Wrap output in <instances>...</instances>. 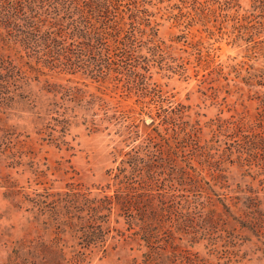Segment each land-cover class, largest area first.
<instances>
[{"label": "rangeland", "instance_id": "obj_1", "mask_svg": "<svg viewBox=\"0 0 264 264\" xmlns=\"http://www.w3.org/2000/svg\"><path fill=\"white\" fill-rule=\"evenodd\" d=\"M12 2L0 0V264H71L74 249L86 251L74 264H264V0H139L96 66L93 55L62 50L72 39L43 38L48 25L66 34L77 19L61 1L39 34L23 27L31 5ZM53 10L46 4L41 18ZM159 149L197 180L182 186L177 175L178 195L199 187L211 208L230 207L224 223H200L195 241L176 240L186 254L175 259H146L145 246L125 242L117 213L105 249L74 247L31 202L74 189L113 195L136 152ZM57 236L65 252L52 249Z\"/></svg>", "mask_w": 264, "mask_h": 264}, {"label": "trees", "instance_id": "obj_2", "mask_svg": "<svg viewBox=\"0 0 264 264\" xmlns=\"http://www.w3.org/2000/svg\"><path fill=\"white\" fill-rule=\"evenodd\" d=\"M59 1L62 2L63 11L66 10L68 18L76 16L77 19L68 22L66 27L69 28L68 33L63 34L64 30L60 27L55 35L52 27L48 25V21L57 20V15H59L57 10L60 11ZM13 2L10 5L21 6L23 3L31 5V15L25 17L27 20V24L23 25L25 29L29 28L30 31L39 34L48 25L49 30L45 31L43 37L46 41L66 45L65 40L72 39L74 46L67 44V47L62 50L66 53L78 50L79 53H82L81 55H93V60L88 61L90 65L94 66L108 62L109 57L106 56V53L108 54L110 49L109 35L120 36L125 25V22H122L123 19L126 16L135 19L140 6L139 0H13ZM46 4L54 8L55 15L41 18L43 13H39V10ZM8 13L9 10L6 14ZM46 13L50 12L45 11ZM0 15H3V12ZM114 32L115 34H112ZM24 41L34 42L31 39ZM118 43L126 46L124 41L120 40ZM118 43L116 44L117 50L123 49V47H119ZM48 47L49 45L46 48ZM46 52L48 53V51ZM55 52L63 54L60 50L53 51V53ZM10 68L14 69L12 65ZM165 154L166 151L159 149V151L149 152L144 158L139 157L136 152L128 162L129 172L124 168L116 174L118 182L113 195L92 198L88 194L74 189L70 193H65L66 199L59 196L55 202L49 203L46 197H35L31 199V202L34 203L38 211L50 213L53 225L60 226L57 234H69L71 240L74 241V247L78 245L84 249L91 247L105 249L112 231L110 218L112 214L117 213L118 221L116 220V222L123 219L126 224L125 231L121 232L125 242L137 243L140 247L145 246L148 249L143 253L146 259L164 257L175 259L179 255L186 254V251L182 249L185 244L181 246L175 242L176 240L195 241L200 231L205 232L202 229L203 224L200 225V223L210 220L215 224H218L220 220L224 223V215L226 216L230 212V207L226 205L225 201L218 199L224 206L225 212L220 213L215 208H211L214 200L210 195L205 196L199 187L193 190V194H195L193 196L190 194L178 195L179 189L175 188L173 183L177 180V175L180 178L179 184L182 186L196 184L197 180L187 171V168L180 166L176 156L173 158L174 152ZM167 170L169 185L163 178ZM167 187L169 190L166 189ZM182 191L185 190L182 189ZM188 191L190 190L188 189ZM232 219L234 222L238 221L242 227L258 230L262 228L258 223L259 220L254 218L240 220L232 215ZM42 223L44 222L42 221ZM48 223L50 221H45V224L50 227ZM178 235L180 236L177 237ZM62 236H57L58 239L54 240L52 244V249L59 253L65 252V248L68 247ZM167 246H171L173 249L168 250ZM74 250L76 255L71 264L83 258L84 254L86 255V251L79 250L77 252V249ZM55 264L63 263L58 260Z\"/></svg>", "mask_w": 264, "mask_h": 264}]
</instances>
